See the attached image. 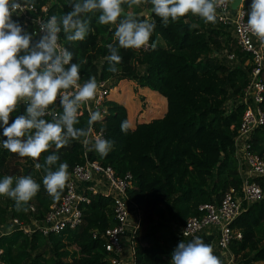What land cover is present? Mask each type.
<instances>
[{
    "label": "trees",
    "instance_id": "obj_1",
    "mask_svg": "<svg viewBox=\"0 0 264 264\" xmlns=\"http://www.w3.org/2000/svg\"><path fill=\"white\" fill-rule=\"evenodd\" d=\"M251 3V2H250ZM250 3L244 7L245 13ZM37 7L46 6L49 15H62L71 11L68 0H35ZM141 20L155 21L151 42L155 49H120L122 62L116 74L108 71L107 44H114V28L102 26L92 16L91 31L82 42L68 43L60 34V43L73 53V62L84 58L81 65V83L90 76L114 87L119 81L133 82L142 90L157 94L165 101V112L160 118L137 123L125 134L120 130L126 120L123 106L104 101L103 121L94 125L102 130L103 138L114 142L112 151L100 157L88 151L78 141L58 150L59 162L68 164V172L83 161L87 151L89 160L110 166L116 175L129 172L132 188L128 195L140 210L139 225L134 245V264H170L171 253L181 241H191L179 235V228L189 217L201 214L202 204H217L221 195L232 189L238 191L240 178L233 158L232 139L243 110L242 104L228 110L226 102L238 99L244 88L249 61L245 53L234 44L230 28L205 24L203 20L188 16L164 26L150 12V5L128 8ZM144 11L147 15H141ZM91 15V14H90ZM247 19V16L245 15ZM28 33L29 25L13 16ZM196 24L198 27L192 28ZM34 41L38 40L33 37ZM233 58L227 59L225 54ZM264 84V82H263ZM155 97V96H154ZM129 105L126 104V108ZM260 107L263 123L254 129L251 148L264 157V90ZM57 112L61 111L57 107ZM80 124L86 126L88 114L81 109ZM24 113L21 105L12 114L10 122ZM132 117V115H131ZM0 128V141L5 139ZM49 153L42 154L40 162ZM20 159L21 162L16 161ZM10 154L0 146V178L32 175L41 185L30 201L33 212H17L14 202L0 197V226L12 218L21 221L43 217L53 200L45 191L43 173L37 171L31 160ZM262 197L242 205L230 228L240 233L239 239L228 245L231 261L227 264H264V178L258 180ZM64 192V190H63ZM62 192V194H63ZM61 194V195H62ZM111 199L101 193L89 195L88 203L81 206L80 223L72 230L41 236L22 234L17 230L0 236L3 264H106L103 260L100 237L92 238V231L101 233L112 226Z\"/></svg>",
    "mask_w": 264,
    "mask_h": 264
},
{
    "label": "clouds",
    "instance_id": "obj_2",
    "mask_svg": "<svg viewBox=\"0 0 264 264\" xmlns=\"http://www.w3.org/2000/svg\"><path fill=\"white\" fill-rule=\"evenodd\" d=\"M228 0H68L71 11L51 15L38 22L37 34L28 33L13 14L35 10V0H0V146L10 154L31 160L37 171L43 173L42 183L53 200H59L69 180L68 164L59 162L58 150L78 141L88 151L106 157L114 142L103 138V131L92 136L94 125L103 121L99 110L90 111L86 126L80 124L81 109L92 102L99 85L95 76L81 83L80 68L87 64L84 58L73 62V53L60 44V34L68 43L82 42L90 33L92 16L102 26L114 28V44H107L108 71L116 74L122 62L120 49H155L151 42L155 21L141 20L128 14V8L150 5V12L164 26L190 15L215 24L217 8ZM235 2V0H233ZM244 0H242V3ZM91 14V15H90ZM143 15V13H141ZM245 30L264 46V0H251ZM192 28L198 27L196 24ZM24 106V113L11 120L12 114ZM57 107L61 111L57 112ZM122 121V133L129 131ZM41 163L42 154L49 153ZM41 185L32 175L0 178V197L14 202L17 212H27L30 201ZM170 264H222L214 254L213 245L199 236L185 243L181 241L171 253Z\"/></svg>",
    "mask_w": 264,
    "mask_h": 264
},
{
    "label": "built area",
    "instance_id": "obj_3",
    "mask_svg": "<svg viewBox=\"0 0 264 264\" xmlns=\"http://www.w3.org/2000/svg\"><path fill=\"white\" fill-rule=\"evenodd\" d=\"M231 1L228 0L226 4L217 8V22L230 28L235 46L248 56L247 61L250 64L241 96L226 102L228 110L237 104L243 105L239 124L232 139L233 158L240 184L238 191L232 189L225 191L217 204L200 205L198 210L201 214L187 218L178 231L180 236L192 240L199 236L202 230L212 227L215 240L213 246L220 252H228L229 243L240 238V233L231 230L230 224L241 211L243 204H250L262 197V188L258 180L264 178V157L257 155L251 148L253 131L263 123L260 104L264 90V46L245 30L247 19L242 15L245 13L241 5L242 0H239L234 9L230 8ZM13 16L29 25L31 33L34 35L37 33L34 37L39 39L38 22L46 21L51 15L47 13L46 6H36L35 10ZM225 56L229 60L233 58L232 53ZM97 82L99 89L96 98L82 108L88 116L90 111L95 110L104 113L102 104L111 90L105 81ZM100 133L101 130H93V138ZM131 188L132 176L129 172L116 175L110 166L89 160L87 151H84L82 163L74 165L69 172V180L61 198L48 206L43 217L28 221L12 218L5 226H0V236L13 230L25 235L36 233L41 236L58 234L64 229L72 230L81 221V206L88 203L89 195L98 192L111 199L113 224L101 233L92 231L91 236L102 238L103 260L106 264H134V245L140 210L137 203L128 195ZM28 211L33 212V207L29 206ZM1 253L0 248V255ZM214 254L216 255L215 251ZM229 260L231 261L230 254ZM0 264H3L1 260Z\"/></svg>",
    "mask_w": 264,
    "mask_h": 264
},
{
    "label": "rangeland",
    "instance_id": "obj_4",
    "mask_svg": "<svg viewBox=\"0 0 264 264\" xmlns=\"http://www.w3.org/2000/svg\"><path fill=\"white\" fill-rule=\"evenodd\" d=\"M143 14L146 16L147 12L144 11ZM150 94L152 93L148 90H142L133 82L119 81L111 88L105 101H112L123 106L125 109L126 121L130 128H133L137 123L148 122L153 118H160L164 114V100L157 94L153 93V96ZM126 104L129 105L127 108ZM16 161L21 162L20 159ZM228 259V256L221 259L222 264H226ZM254 264L260 263L257 262Z\"/></svg>",
    "mask_w": 264,
    "mask_h": 264
},
{
    "label": "crops",
    "instance_id": "obj_5",
    "mask_svg": "<svg viewBox=\"0 0 264 264\" xmlns=\"http://www.w3.org/2000/svg\"><path fill=\"white\" fill-rule=\"evenodd\" d=\"M164 100V99H163ZM165 102V101H164ZM200 238L204 240L205 243H210L215 246V240H214V230L212 227H208L204 230L199 235ZM213 246L214 251L216 252V255L220 258L223 259L224 257L228 256L229 257V252H220L217 250L216 247ZM230 260L228 259L226 261V264L229 263Z\"/></svg>",
    "mask_w": 264,
    "mask_h": 264
},
{
    "label": "water",
    "instance_id": "obj_6",
    "mask_svg": "<svg viewBox=\"0 0 264 264\" xmlns=\"http://www.w3.org/2000/svg\"><path fill=\"white\" fill-rule=\"evenodd\" d=\"M239 0H235V2H233V0L230 3V8L234 9L236 7V5L238 4ZM251 2V0H244V2L241 4L242 7H246L249 3Z\"/></svg>",
    "mask_w": 264,
    "mask_h": 264
}]
</instances>
